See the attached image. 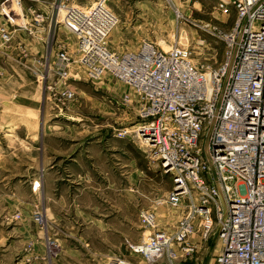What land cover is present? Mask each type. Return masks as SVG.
Wrapping results in <instances>:
<instances>
[{
	"label": "rangeland",
	"instance_id": "obj_1",
	"mask_svg": "<svg viewBox=\"0 0 264 264\" xmlns=\"http://www.w3.org/2000/svg\"><path fill=\"white\" fill-rule=\"evenodd\" d=\"M2 1L10 41L0 39V264H107L112 254L145 264L125 246L148 234L140 210L154 208L161 225L178 212L153 204L172 181L139 143L135 88L109 72L90 77L76 61V38L57 7L86 10L96 0H13L10 21ZM173 1L178 17L168 0H107L118 22L105 45L120 53L146 39L188 47L198 65L219 64L220 31L234 13L222 14L216 0ZM29 7L44 20L33 21Z\"/></svg>",
	"mask_w": 264,
	"mask_h": 264
},
{
	"label": "built area",
	"instance_id": "obj_2",
	"mask_svg": "<svg viewBox=\"0 0 264 264\" xmlns=\"http://www.w3.org/2000/svg\"><path fill=\"white\" fill-rule=\"evenodd\" d=\"M96 0L86 10L59 4L68 28L76 38L79 64L90 77L109 72L135 88L139 95L136 125L139 143L172 185L165 196L155 197L178 212L176 221L161 225L154 208L141 209L140 226L146 238L125 242L129 252L145 264H173L192 251L189 238L201 243L215 235L219 242L216 264H264V0H216L224 15L234 13L227 32H222L225 54L217 65H198L188 47L167 50L142 39L136 49L116 53L105 45L118 22L106 4ZM10 21L13 0H3ZM16 3H19L17 0ZM170 8L179 16L173 0ZM10 4V7L7 5ZM46 7V5H45ZM55 9L54 5H50ZM31 10L32 20L42 22L44 12ZM240 40L236 38L240 28ZM2 42L10 35L0 29ZM235 59L225 90L223 79L234 45ZM65 65L71 56L57 54ZM215 115L209 141L213 172L203 150V137ZM221 188L227 214L215 183ZM38 180L32 184L36 190ZM107 264H129L122 256L107 257Z\"/></svg>",
	"mask_w": 264,
	"mask_h": 264
},
{
	"label": "crops",
	"instance_id": "obj_3",
	"mask_svg": "<svg viewBox=\"0 0 264 264\" xmlns=\"http://www.w3.org/2000/svg\"><path fill=\"white\" fill-rule=\"evenodd\" d=\"M175 221L170 220L165 222L172 225ZM163 224L164 221L162 222ZM189 242L193 246L192 251L183 257V259L176 260L173 264H215V257L220 250L219 242L215 235L211 236L206 243H201L198 234H193L190 236ZM130 255L135 256L131 253Z\"/></svg>",
	"mask_w": 264,
	"mask_h": 264
},
{
	"label": "water",
	"instance_id": "obj_4",
	"mask_svg": "<svg viewBox=\"0 0 264 264\" xmlns=\"http://www.w3.org/2000/svg\"><path fill=\"white\" fill-rule=\"evenodd\" d=\"M241 33H242V27L240 28V30L238 32V35H237V38H236V42H238L240 40ZM236 51H237V43L234 45L232 53H231V56H230V59L228 61V66H227V70H226V73H225V76H224V79H223V83H222L221 93H220L219 99H221L222 94H223V92L225 90V87L227 85V82H228V79H229V74H230L234 59H235ZM216 113H217V111H215L214 117L211 119V122L209 123V126H208V128L206 130L205 137H204V144H203L204 155H205V158L207 159V162H208L212 172H213V163H212V159H211L210 152H209V141H210V137H211V134H212L213 126H214V123H215V115H216ZM215 185L217 187L218 194H219V199H220V202H221V205H222V209H223V219H225L226 214H227L225 200H224L221 188L219 186V183L216 182ZM161 264H165V263H161Z\"/></svg>",
	"mask_w": 264,
	"mask_h": 264
},
{
	"label": "bare ground",
	"instance_id": "obj_5",
	"mask_svg": "<svg viewBox=\"0 0 264 264\" xmlns=\"http://www.w3.org/2000/svg\"><path fill=\"white\" fill-rule=\"evenodd\" d=\"M15 1H17V0H15ZM67 25H68V21H67V23H66Z\"/></svg>",
	"mask_w": 264,
	"mask_h": 264
}]
</instances>
